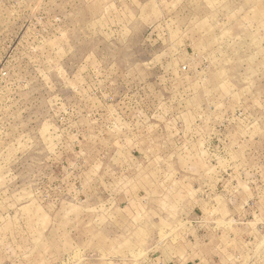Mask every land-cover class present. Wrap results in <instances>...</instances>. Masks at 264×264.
<instances>
[{"label": "rangeland", "instance_id": "1", "mask_svg": "<svg viewBox=\"0 0 264 264\" xmlns=\"http://www.w3.org/2000/svg\"><path fill=\"white\" fill-rule=\"evenodd\" d=\"M0 264H264V0H0Z\"/></svg>", "mask_w": 264, "mask_h": 264}]
</instances>
